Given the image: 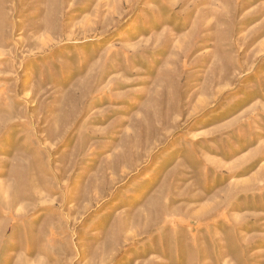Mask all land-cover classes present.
<instances>
[{
	"label": "rangeland",
	"instance_id": "374dc122",
	"mask_svg": "<svg viewBox=\"0 0 264 264\" xmlns=\"http://www.w3.org/2000/svg\"><path fill=\"white\" fill-rule=\"evenodd\" d=\"M0 264H264V0H0Z\"/></svg>",
	"mask_w": 264,
	"mask_h": 264
}]
</instances>
